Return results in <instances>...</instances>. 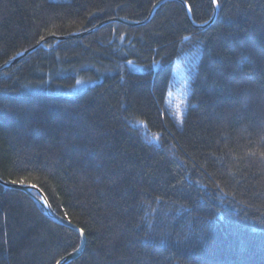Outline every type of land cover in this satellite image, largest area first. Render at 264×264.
<instances>
[{
	"label": "trees",
	"instance_id": "1",
	"mask_svg": "<svg viewBox=\"0 0 264 264\" xmlns=\"http://www.w3.org/2000/svg\"><path fill=\"white\" fill-rule=\"evenodd\" d=\"M160 1L0 0V67L41 44L0 72V179L34 185L84 233L69 264H264V0H217L206 28L181 1L203 24L212 0H168L145 24L53 38L143 22ZM80 246L0 184V264H58Z\"/></svg>",
	"mask_w": 264,
	"mask_h": 264
},
{
	"label": "water",
	"instance_id": "2",
	"mask_svg": "<svg viewBox=\"0 0 264 264\" xmlns=\"http://www.w3.org/2000/svg\"><path fill=\"white\" fill-rule=\"evenodd\" d=\"M168 0H162L160 1L159 3H157L149 17L143 21V22H131V21H127L125 19H113V20H110V21H106L104 23H101L100 25H98L97 27H95L94 29L92 30H89V31H86L84 33H79V34H73V35H70V36H66V37H53L54 39L58 40V41H62V40H67V39H72V38H80V37H84L94 31H96L97 29L101 28L102 26H104L105 24H107L108 22H112V21H122L124 23H126L127 25H131V26H137V25H141V24H145L147 23L148 21H150V19L153 17L155 11L157 10V8L163 4L164 2H166ZM181 1V0H180ZM213 1V5H214V10H215V13H214V16L211 18V20H209L208 22L206 23H203V24H196L194 23L193 19H192V13H191V9L189 7V5L187 3H185L184 1H181L186 9H187V13H188V17L191 19V21L193 22V25L197 28H206L208 27L209 25H211L217 18V14H218V10H219V6H218V2L217 0H212ZM33 49H31L30 51L28 52H25L23 53L19 58H15L9 62H7L6 64L2 65L0 67V71L4 70V69H7L13 65H15L23 56L27 55L28 53L32 52ZM0 184L4 185L5 187L7 188H10V189H16V190H21L25 193H27L28 195H30L44 210L45 214L50 217L54 222L60 224V225H63V226H66V227H69L75 231H77L80 236H81V246L80 248L68 255L67 257H65L64 259H62L58 264H69L71 263L72 261H74L75 259H77L83 252L84 250V246H85V241H86V238H85V235L84 233L79 229L77 228L76 226L72 225L69 221H67L66 219L62 218L61 216H59L51 207V205L49 204L47 198L45 197V195L36 187H33V186H24V185H20V184H11V183H6L5 181L1 180L0 179ZM36 192L37 195H34L33 192Z\"/></svg>",
	"mask_w": 264,
	"mask_h": 264
},
{
	"label": "rangeland",
	"instance_id": "3",
	"mask_svg": "<svg viewBox=\"0 0 264 264\" xmlns=\"http://www.w3.org/2000/svg\"><path fill=\"white\" fill-rule=\"evenodd\" d=\"M194 60L184 58L178 61L172 76L170 90L168 93L167 107L177 117L180 118L185 112L188 104L190 92V80L192 79ZM81 86L77 88L80 90ZM148 142L158 143V139L148 132L143 133Z\"/></svg>",
	"mask_w": 264,
	"mask_h": 264
},
{
	"label": "bare ground",
	"instance_id": "4",
	"mask_svg": "<svg viewBox=\"0 0 264 264\" xmlns=\"http://www.w3.org/2000/svg\"><path fill=\"white\" fill-rule=\"evenodd\" d=\"M40 47H41V44H39V45H37L36 47H33V48H31V49H33V51H34L35 49H38V48H40ZM31 49H29V50H27V51H25V52H28V51H30ZM33 51H32V53H33ZM25 52H24V53H25ZM30 53H31V52H30ZM30 53H28V54H30ZM28 54H27V55H28ZM27 55H25V56H27ZM20 56H21V55H20ZM20 56H19V57H20ZM25 56H23L22 58H24ZM19 57H17V58H19ZM17 58H16V59H17ZM22 58H21V59H22ZM21 59H20V60H21ZM20 60H19V61H20ZM19 61H18V62H19ZM18 62H17V63H18ZM13 66H14V65H13ZM11 67H12V66H11ZM9 68H10V67H9ZM7 69H8V68H7ZM4 70H6V69H4ZM4 70H2V71H4ZM2 71H0V72H2Z\"/></svg>",
	"mask_w": 264,
	"mask_h": 264
},
{
	"label": "snow or ice",
	"instance_id": "5",
	"mask_svg": "<svg viewBox=\"0 0 264 264\" xmlns=\"http://www.w3.org/2000/svg\"><path fill=\"white\" fill-rule=\"evenodd\" d=\"M214 2H215V0H214ZM12 183L15 184V183H17V182H16V181H12ZM20 183H23V181H21ZM33 187H34V185H33Z\"/></svg>",
	"mask_w": 264,
	"mask_h": 264
}]
</instances>
